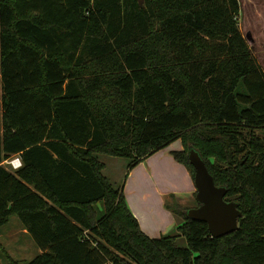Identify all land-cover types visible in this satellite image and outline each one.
<instances>
[{"label": "trees", "instance_id": "trees-1", "mask_svg": "<svg viewBox=\"0 0 264 264\" xmlns=\"http://www.w3.org/2000/svg\"><path fill=\"white\" fill-rule=\"evenodd\" d=\"M140 1L0 0V227L20 218L28 264H264V69L241 2ZM177 140L239 203L236 232L173 203L176 233L152 238L104 173L100 155L130 172Z\"/></svg>", "mask_w": 264, "mask_h": 264}, {"label": "rangeland", "instance_id": "rangeland-1", "mask_svg": "<svg viewBox=\"0 0 264 264\" xmlns=\"http://www.w3.org/2000/svg\"><path fill=\"white\" fill-rule=\"evenodd\" d=\"M240 2L241 13L239 19L241 31L247 39L249 46L253 49V53L258 64L264 69V0H240ZM182 147L183 146L181 140H177L173 142L170 146L165 148L166 150L163 149L159 153L152 155V159H150V162H147V164L145 165L152 168L154 164H157L158 161H161L164 162L166 166L165 173L167 177H169V173H174L178 175L175 168L172 167L173 165H168V161L166 160L167 162H165L163 160V157L167 150L178 151L181 150ZM99 157L100 160L106 165L105 175L111 180V182L116 187L124 188V185L127 182V166L129 163L128 160H126L125 158L110 157L106 155H100ZM5 166L9 168L8 165ZM157 167H159V164L157 165ZM143 173L144 169L134 171V179L136 181L135 187H139V183L145 181L144 175L142 176ZM167 177H165V179ZM157 180L158 182L155 184L160 187H163L164 184L162 182H164L165 180L161 181L159 179V176H157ZM148 187L152 188L148 183V186H143L141 187V189L144 194L150 195L152 193H150V189H148ZM173 203H175L174 200ZM187 207H190L191 209L198 207L196 194L194 197V201ZM22 225L23 224L20 218L17 215H13L6 225L0 227V234H2V236H0V243L3 247L0 249V264H13L11 260L8 259V256L11 259L14 258V261L18 262L16 264H28L39 255V247L35 243L34 239L30 236V234L27 235L21 232ZM175 233L176 230L171 231L168 234L174 235ZM178 245L181 247H186V239L184 237H181L178 240ZM9 253H11V256L13 258L10 256Z\"/></svg>", "mask_w": 264, "mask_h": 264}, {"label": "crops", "instance_id": "crops-1", "mask_svg": "<svg viewBox=\"0 0 264 264\" xmlns=\"http://www.w3.org/2000/svg\"><path fill=\"white\" fill-rule=\"evenodd\" d=\"M182 149L183 147L181 150ZM150 159H152V156L148 157L136 168L128 172L127 182L124 185L123 191L128 205L135 217L138 219L142 230L152 238H159L162 235H167L171 231H175L178 224L176 217L171 210L167 208V205L173 204V200L175 203H179L183 206L190 205L194 201L197 189L190 171L173 158L172 150H167V152H165L163 160L165 162L168 161V165L172 164V167L175 168L178 175L169 173V177H167L165 173L166 166L164 162L161 161L154 164L152 168L145 165L147 162H150ZM158 164L159 167H157ZM139 169H144L142 176L144 175L145 181L139 183V187H135L136 181L134 179V171ZM105 172L106 169L104 170V173ZM157 176H159L161 181L165 180L162 182L164 184L163 187L155 184L158 182ZM165 177H167L166 179L168 181ZM148 183L152 187H148V189H150V193L153 195L144 194L141 189L143 186H148ZM21 232L28 235V232L23 225ZM0 236H2V234H0ZM38 253H42V250L39 249ZM9 254L11 256V253ZM13 260L15 259L13 258Z\"/></svg>", "mask_w": 264, "mask_h": 264}, {"label": "water", "instance_id": "water-1", "mask_svg": "<svg viewBox=\"0 0 264 264\" xmlns=\"http://www.w3.org/2000/svg\"><path fill=\"white\" fill-rule=\"evenodd\" d=\"M141 5L143 0L140 1ZM189 160L195 168L196 199L199 207L188 211V216L195 220L207 222L212 237L222 238L239 229L242 216L239 203L226 200L227 188L216 186L213 176L198 151L191 149Z\"/></svg>", "mask_w": 264, "mask_h": 264}, {"label": "built area", "instance_id": "built-area-1", "mask_svg": "<svg viewBox=\"0 0 264 264\" xmlns=\"http://www.w3.org/2000/svg\"><path fill=\"white\" fill-rule=\"evenodd\" d=\"M5 165L9 166V169L17 170L22 167L23 163L20 157L15 156L4 162Z\"/></svg>", "mask_w": 264, "mask_h": 264}]
</instances>
